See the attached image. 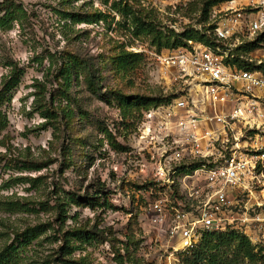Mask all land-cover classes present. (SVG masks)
<instances>
[{
  "label": "rangeland",
  "instance_id": "rangeland-1",
  "mask_svg": "<svg viewBox=\"0 0 264 264\" xmlns=\"http://www.w3.org/2000/svg\"><path fill=\"white\" fill-rule=\"evenodd\" d=\"M6 1L0 0V18L9 13L14 20L0 27V91L4 76L10 78L13 71L21 81L0 99V264H50L61 246L58 236L69 228L91 229L96 224L112 227L114 234L104 244L85 245L75 258H87L91 264H180L181 242L169 235L172 208H195L192 188L202 190L206 182L204 173L192 169L202 159L182 150L183 138L167 110L175 112L174 117L185 114L174 108L179 99H188L200 116L199 135L219 137L212 160L221 163L237 141L227 127L228 142L214 118L228 113L231 105L214 106L204 89L161 66L149 39L134 37L129 22L120 24V15L112 9L120 0ZM207 1L129 0L139 9L155 10L166 32L181 35L187 30L210 35L205 30L216 26L231 6L226 2L212 7L204 21L201 9ZM234 2L232 7L248 13L264 11L261 0ZM99 12L106 17L94 21ZM84 17L93 21L75 22ZM237 39L247 44V32L235 35L222 51L235 53L243 46H234ZM123 46L145 58L128 76L114 67ZM251 54L264 63V41ZM66 63L69 82L63 74ZM43 89L45 102L53 103L50 120L43 116L45 109L34 111ZM121 98H159L164 104L128 111ZM244 126L235 130H243L241 148L246 141L264 142V117L256 114ZM107 132L125 150H113ZM258 174L245 186L227 188L234 202L231 216L236 218L228 229L264 247V173ZM58 200L71 202L66 205L70 219L60 235ZM156 204L166 216L162 225L160 220L155 223L162 214ZM14 243L18 249L7 251ZM127 246L129 253L124 251Z\"/></svg>",
  "mask_w": 264,
  "mask_h": 264
},
{
  "label": "built area",
  "instance_id": "built-area-1",
  "mask_svg": "<svg viewBox=\"0 0 264 264\" xmlns=\"http://www.w3.org/2000/svg\"><path fill=\"white\" fill-rule=\"evenodd\" d=\"M234 3L228 2L231 6L225 8L224 17L216 24L215 47L202 43L194 46L190 41V47L163 50L153 54L161 66L174 70L183 79L193 81L197 89H204L207 100L214 106L231 105L228 113L216 115L214 119L223 126V133L228 142L227 127L233 130V138L237 141L224 162L213 161L219 137H212L214 133L210 132L205 136L199 135L200 116L188 99H179L174 108L184 111L185 114L174 117L176 113L170 108L167 110L168 119L174 120L179 135L183 138L182 150L194 159L201 158L207 162L196 170L197 173L205 174L206 182V187L202 190L198 189V185L192 188L191 197L196 202V207L193 206L191 210L172 208L169 235L181 242L183 251L193 249L204 232H223L230 228L236 218L231 216L234 202L227 188L245 186L249 180L258 178V173H264V142L256 140L254 144H250L246 141V146L241 148L243 130L240 129V133L235 131L239 129V124L244 123L246 128L256 114L264 117V114L260 113L264 100V69L257 68L264 66V63L261 59L254 60L250 53L241 58L256 67L239 69L226 62L234 56L221 49L235 35L247 32L250 42L264 33V11L248 13L244 9L232 7ZM260 3L264 5V0ZM237 45H243V41L237 39L234 46ZM175 174L176 171H173L169 182ZM155 208L162 213L155 223L160 220L162 225L166 216L159 204H156Z\"/></svg>",
  "mask_w": 264,
  "mask_h": 264
},
{
  "label": "trees",
  "instance_id": "trees-1",
  "mask_svg": "<svg viewBox=\"0 0 264 264\" xmlns=\"http://www.w3.org/2000/svg\"><path fill=\"white\" fill-rule=\"evenodd\" d=\"M108 1V0H107ZM234 0H209L205 2L204 8L201 9L203 20L207 21L209 18V11L212 7L220 4L226 3ZM10 1H6L5 4H9ZM3 4V5H5ZM112 9L121 17V23H128V27L133 31V36L136 38H148L151 45L156 48V51L160 53L163 50H177L179 48L188 47L190 41H196L202 43L209 47H215L216 39L214 30L216 26H210L205 31H211V34L207 35L205 32L187 30L184 34H177L174 30H168L167 32L161 26V23L157 20V15L155 10H148L145 8L139 9L135 5H131L129 0H120L113 3ZM21 13L24 14V11ZM94 21L103 20L106 17V13L99 12ZM83 20L77 19L75 22H87L91 23L88 17L82 18ZM14 20L12 14L6 13V15L0 18V27L4 28L6 23ZM264 41V33L259 35L254 41H250L247 44L237 48L235 53H230L234 58H229L226 60L232 66H237L239 69L248 68L253 69L256 66L247 63L242 56H246L253 53L259 49L261 43ZM244 54H240L239 52ZM144 55L142 53L131 52L126 49V47L120 48L118 54L114 58L115 70L124 75L128 76L132 73L138 71L142 63L144 62ZM68 67V68H67ZM67 73H63L66 77V81L70 80V65L65 64ZM259 69H264V66H257ZM69 72V73H68ZM68 75V76H67ZM21 81V76H14V71L11 72L9 76H4L2 81V89L0 91V99H4L6 94H9L12 89L17 87ZM42 96L35 100L34 105L36 106L34 111L45 109L43 116L49 120L53 117V103H46L45 93L46 90H42ZM120 103L122 106L129 110H135V108L140 110L149 111L153 108H158L164 104V100L157 98H133L126 99L121 98ZM38 106V107H37ZM108 141L111 148L115 151H119L122 148L113 137V134L107 132ZM125 150V149H124ZM207 162L204 160L198 161L192 165V169H199L201 166L206 165ZM47 165V164H45ZM43 168L41 165H37L36 169L40 170ZM31 180V179H30ZM36 180H34L35 182ZM72 203H77L76 197H72ZM106 206H110L109 200L106 198L103 200ZM67 200H58L56 203L57 210L59 214L57 216L56 223L60 225L59 235L63 232V228L70 219L68 212L66 210V205H68ZM95 204H93L94 208ZM62 228V230H61ZM109 234L113 233V228H99L96 224L93 228L88 229L84 226L69 228L62 235L58 236V241H61V246L55 252V257L50 264H91L87 258L77 259L74 257V253L77 250L83 249L87 244H104L109 240ZM21 237L20 235H18ZM19 241V239H18ZM131 241V240H130ZM17 250L18 247L14 243L9 250ZM124 251L129 253V246L124 247ZM121 250L117 251L118 257L121 256ZM181 262L180 264H264V247H257L252 244L251 240L239 230H229L223 232H204L200 242L196 244L193 249L184 251L180 254ZM123 263V261L121 262Z\"/></svg>",
  "mask_w": 264,
  "mask_h": 264
}]
</instances>
